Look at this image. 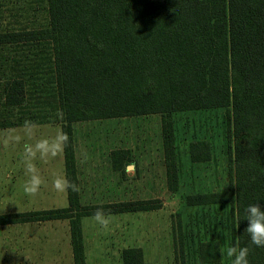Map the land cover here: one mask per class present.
I'll list each match as a JSON object with an SVG mask.
<instances>
[{"label": "trees", "instance_id": "1", "mask_svg": "<svg viewBox=\"0 0 264 264\" xmlns=\"http://www.w3.org/2000/svg\"><path fill=\"white\" fill-rule=\"evenodd\" d=\"M46 22L32 28L0 31V49L14 53L0 91V128L23 125L28 96L42 91L40 105L69 135L66 178L78 185L72 138L74 124L119 115H164L163 152L168 183L176 174L170 115L176 111L227 108L233 125L234 160L230 191L187 196L189 205L234 201L241 247L249 264H264V247L250 243L244 210L264 207V0H44ZM14 50V51H11ZM28 59V60H26ZM27 69V70H26ZM43 69L47 73H43ZM33 95V93H32ZM32 97V96H31ZM40 108V107H39ZM35 108V112L37 109ZM34 109V108H32ZM58 110L63 119L57 117ZM168 118V119H167ZM193 162L210 158L207 140L189 144ZM114 155L126 154L114 150ZM115 157V167L121 161ZM173 183H175L173 185ZM63 208L0 214V224L68 219L74 264H87L82 218L158 209V200L82 206L79 192L68 191ZM239 225V227H238ZM205 264H221L215 240L200 245ZM122 264H144L139 247L122 251Z\"/></svg>", "mask_w": 264, "mask_h": 264}, {"label": "rangeland", "instance_id": "2", "mask_svg": "<svg viewBox=\"0 0 264 264\" xmlns=\"http://www.w3.org/2000/svg\"><path fill=\"white\" fill-rule=\"evenodd\" d=\"M45 7L44 0H0V31L44 24L47 15ZM12 55L13 52L11 54L7 49H0V84L5 70L10 71L9 63L3 59ZM43 73L46 74L47 70L43 69ZM38 92L42 94L35 87L30 92L28 107L32 111L26 115L27 118L36 115L42 119L39 123L34 122L38 126L36 139L53 136L61 130L60 123L51 122L44 116L52 111V106L40 105L34 100ZM1 97L0 91V116L4 110ZM35 108L39 109L35 112ZM48 114L54 118V113ZM169 119L174 134L175 157L171 168L176 174V189L167 179L163 152L164 115H119L75 123L71 143L81 205H98L106 201L158 200L161 203L158 209L127 214L132 219L134 229L130 230L129 235L138 239L134 242L139 241L150 247L155 243L144 257V264H205L200 256V245L209 240L217 242L220 263L231 264L230 258L221 255V249L226 250L236 242L235 202L203 205L187 203L190 194L230 191L233 187V125L230 113L224 107L202 108L176 111ZM10 133L23 137V125L0 128V214L59 207L63 199H67L66 192L64 197L63 193L55 192L52 181L56 175L66 177L65 152L47 163L36 161L45 183L35 197H28L23 191L27 177L21 157L24 143L34 140L23 138L20 143L10 142L4 147L3 140ZM194 140L209 142L211 155L208 160H191L189 144ZM114 150H124L131 155L133 169H125L124 173L120 170L116 172L111 165ZM92 164L96 167H91ZM92 216L82 219L83 226L90 222L91 226L100 227ZM48 221L0 224V264H61L60 259L67 260L69 256L72 261L71 254L65 251L66 221ZM154 225L159 230L158 235L153 232ZM87 227L84 230L88 233ZM144 228H149L148 232H141ZM46 236L49 240L53 236L63 248L56 247L54 239L47 241ZM104 236L111 238L110 233ZM97 252L92 250L88 256L91 264L96 261L100 264V259L101 264H119V257L102 258L101 255L97 256Z\"/></svg>", "mask_w": 264, "mask_h": 264}, {"label": "clouds", "instance_id": "3", "mask_svg": "<svg viewBox=\"0 0 264 264\" xmlns=\"http://www.w3.org/2000/svg\"><path fill=\"white\" fill-rule=\"evenodd\" d=\"M56 115L60 119H63V112L61 110H58ZM37 130L38 126L34 122L25 120L23 124V137L10 133L3 140L4 147H7L10 142L20 143L23 138H26L28 141L34 140V142L24 143L21 157L24 164V173L27 177L23 185V191L28 197H35L45 183L36 161L47 163L49 160L59 157L69 143V135L62 129L58 130L53 136L39 139L35 138ZM52 188L57 193H65L69 190L72 192L80 191L77 184L61 175L55 176L52 181ZM92 219L105 230L108 229L111 222V218L105 215L102 209H97ZM243 220L247 221L244 233L250 238V243L257 247H264V207L259 203L248 205L244 210ZM248 254L249 248L246 246L241 247L238 239L234 245L227 247L226 250L221 249V255H226L230 258L231 264H249L247 259Z\"/></svg>", "mask_w": 264, "mask_h": 264}, {"label": "crops", "instance_id": "4", "mask_svg": "<svg viewBox=\"0 0 264 264\" xmlns=\"http://www.w3.org/2000/svg\"><path fill=\"white\" fill-rule=\"evenodd\" d=\"M112 154H111V165L113 166V169L116 170V172H117V170H120L122 173H124L125 169L128 171L133 169V165H131V161H132L131 155H129L127 152H126V154H119V155H114V154L112 155ZM116 156L118 157L117 161L122 162V164L120 165V168H117L114 165ZM80 167L85 168L86 166H80ZM91 167H96V165L92 164ZM65 175H66V173H65ZM126 177H127V175H126ZM64 194L65 193H63V197H64ZM66 197H67V199H63L62 203L59 204V207L58 206H55V207H57V208L67 207L69 205L68 192H66L65 198ZM122 202H128V201H121V203ZM105 203H113V202L106 201L104 203H97V204H105ZM92 204H96V203H92ZM49 208H53V207L52 206L48 207V208L42 207L41 209L44 210V209H49ZM128 213H130V212L107 215L111 218V222H113L110 229H107V230L102 229L101 227L95 228V226H91L90 222H88V225H87L88 227L83 226V220L81 221L82 222L83 237H84L85 253H86V263L87 264H91L88 256H90L92 250L98 251L97 252L98 257H99V255H101L102 258L107 257V256H110V258H112V256L119 257V264H122V259H121L122 251L125 248L139 247L142 249L144 257L147 256V252L152 249V246H154L155 243H152L151 247H150L149 245H147L145 243L142 244L139 241H138V243L134 242V240H138V239H136V237L134 235L132 236V234L129 235L130 230L134 231V229L132 228L133 227L132 219L128 218V216H127ZM87 217H89V216H87ZM84 218H85V216L82 219H84ZM60 221H66L65 251H66V253H70L71 257H72V261L70 260V256L67 257V260H64L62 258V259H60V261H61V264H74L69 220L68 219H53V220H49L48 222L54 223V222H60ZM157 224H159V223L157 222ZM85 227H87L88 233L85 232V230H84ZM91 228H95V229L92 230ZM156 228H155V225L152 227L153 232L158 235L159 230ZM98 229H101V230L99 231ZM148 229L149 228H144L143 230H141V232H143V233L148 232ZM107 233H110L111 238L104 236ZM140 237L141 236H139V239H140ZM45 238L47 239V241H51V240L53 241V239H54L53 236L50 237V240H49L48 236H46ZM54 241H55L56 247L63 248V245L60 244L56 239H54ZM17 250L19 251L18 248H17ZM109 252H112L114 255L110 254ZM19 254H20V252H19ZM55 256H56V254H55ZM99 263L100 264L102 263L101 259L99 260ZM95 264H98V261H96Z\"/></svg>", "mask_w": 264, "mask_h": 264}]
</instances>
